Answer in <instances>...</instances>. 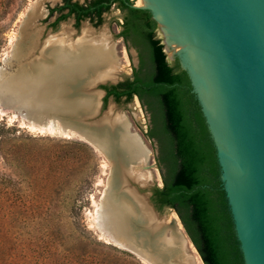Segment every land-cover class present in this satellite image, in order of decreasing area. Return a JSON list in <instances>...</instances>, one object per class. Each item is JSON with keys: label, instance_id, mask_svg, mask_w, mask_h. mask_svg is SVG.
Segmentation results:
<instances>
[{"label": "water", "instance_id": "1", "mask_svg": "<svg viewBox=\"0 0 264 264\" xmlns=\"http://www.w3.org/2000/svg\"><path fill=\"white\" fill-rule=\"evenodd\" d=\"M34 1L42 4L44 16L33 20V12L28 8L21 18L14 48L20 47L21 55L16 57L12 48L10 57L0 66L4 81L13 85L7 89L29 105L38 118L51 119L62 131L72 132L97 150L110 165L109 177L116 181L121 171L117 165L119 157L109 151V147H113V137L110 127L102 120L106 112L103 104L106 92L101 87L119 84L122 82H117L120 75L113 80L102 79L95 73L80 71L84 64L73 58L60 62L56 57L44 55L38 48L31 54L24 52L22 48L25 47L28 25L35 22L43 32L39 20L49 15L45 3L53 8L63 2ZM144 1L156 7H133L149 10L160 24L164 15L171 25H166L170 30L160 28L163 35H171L165 37L166 50H170L171 43L182 47L169 58L179 57L180 68L190 79L192 92L201 106L215 144L221 181L244 263L264 264V0ZM50 34L51 31L48 36ZM167 40L171 43L168 44ZM45 42L43 40L39 44ZM186 54L192 55L202 85L197 83L185 64ZM92 93L100 95L98 108L94 107ZM108 100L115 104L112 97ZM30 108L19 110L26 112ZM3 109L14 111L8 106ZM152 167L147 165L145 169ZM115 181L106 187L103 203L108 206L125 202L131 207L133 214L124 208L120 215L126 230L123 235L129 236L130 244L122 235L119 238L128 247L127 251L144 258L136 247L147 248L152 241L149 232L153 233L154 226L143 220L142 212L132 197L133 192L143 197L161 221L159 210L152 201V192H140L146 185L130 181L127 187L122 188L123 179L119 183ZM169 210L175 213L173 209ZM174 221L171 220L170 226L175 230Z\"/></svg>", "mask_w": 264, "mask_h": 264}, {"label": "rangeland", "instance_id": "2", "mask_svg": "<svg viewBox=\"0 0 264 264\" xmlns=\"http://www.w3.org/2000/svg\"><path fill=\"white\" fill-rule=\"evenodd\" d=\"M72 1L84 4L85 0ZM33 2L0 0V66L10 57L19 22ZM132 2L136 5V0ZM45 8L51 6L45 3ZM58 16L54 13L39 20L43 32L34 24V28L42 32L39 42L64 28L77 39L84 27H89L94 37L109 38L120 67L117 82L131 78L137 66L136 56L133 48L118 37L124 13L115 5L103 13L98 23L86 19L76 25L71 16L54 24ZM165 26L156 22L155 39L161 42L168 63L177 62L180 66L177 55L169 56L182 47L171 43L170 50H166L165 37L171 35L161 33L160 28L170 30ZM50 31L52 34L48 36ZM7 106L14 111L4 110ZM109 107L115 115L121 114L127 120L130 131L137 133L151 151L149 165L154 167L149 169L153 177L140 192L153 193L162 180L158 142L148 137L150 113L147 106L133 97L129 102L122 99L115 104L108 100L104 110ZM25 115L26 112L4 105L0 100V264H150L114 244L96 227L95 211L110 170L107 160L72 132H64L59 126L42 127L32 123L34 120H27ZM9 148L15 152L13 156H8ZM159 215L161 222L167 224H171L174 217V224L187 240L188 262L203 264L176 214L164 208ZM179 256V251H173L164 256L165 263L175 264Z\"/></svg>", "mask_w": 264, "mask_h": 264}, {"label": "trees", "instance_id": "3", "mask_svg": "<svg viewBox=\"0 0 264 264\" xmlns=\"http://www.w3.org/2000/svg\"><path fill=\"white\" fill-rule=\"evenodd\" d=\"M113 5L124 13L118 37L131 39L135 47H141L142 40L148 49L145 67L149 68L144 74L140 66L131 78L102 86L104 108L110 97L120 103L122 99L131 101L134 95L147 106L151 113L148 137L158 142L162 180V187L153 189L156 208L175 211L203 264H245L201 106L186 71L177 62L170 65L161 42L153 39L156 24L151 12L134 8L132 0H90L84 4L63 0L62 5L49 8V16L59 15L54 24L71 16L76 25L86 19L98 23ZM7 151L8 156L15 154L12 148Z\"/></svg>", "mask_w": 264, "mask_h": 264}, {"label": "bare ground", "instance_id": "4", "mask_svg": "<svg viewBox=\"0 0 264 264\" xmlns=\"http://www.w3.org/2000/svg\"><path fill=\"white\" fill-rule=\"evenodd\" d=\"M46 1L54 4L59 0ZM145 5L156 7V5H153L148 1L136 0V6L144 7ZM29 9L33 12V20L44 16L43 6L38 1L33 2L30 5ZM161 17L162 18H160V20L162 23L171 26L164 15ZM34 24L35 22H33V24L31 23V25H28L27 31L25 32V42L23 44L25 45V47L22 48L24 52L31 54L35 49L38 48L44 55L56 57L60 62L72 58L78 60L80 63L84 64V67L81 68L80 71L85 70L91 73H95L102 79L113 80L118 76L117 70L120 69V67L116 61L115 50L113 46L109 45V38L107 39L104 34V36H101L100 38L94 37L92 30H90L89 27H84L81 35L77 39H74L72 36V32L68 31V29L65 30L64 28V31H61L53 37H49L44 44H39L38 39L41 34V28H39L40 30H36L34 28ZM17 37L18 35L16 36V40ZM167 43L169 44L171 42L167 40ZM14 48L15 43L13 44V50ZM19 48L16 47V49L14 50L16 57L21 55L19 54ZM6 60L4 61V63L6 62ZM184 62L189 67L197 83L200 85L202 82L201 76L192 55L186 54L184 56ZM1 71L2 67H0V94L3 95H0V100L3 102V104L13 105L12 107L18 111H21L19 110L20 108H30L29 105L25 104L20 99V97L7 89L11 88V86L13 85L10 82L4 81L6 79L4 78V75H1ZM99 96V93L91 94V98L95 104H93L95 108H98ZM104 114L105 117H103L102 120L104 122V125L110 127L109 130L113 137V147H109V151L110 153H116L117 157H119L117 165L121 170L120 176L118 175L116 177V181L112 176H108L106 187H108V184L110 183L113 184L114 181H118V183L121 182V179H123V182L120 184L122 188L123 186L127 187L130 181L136 182L142 186L147 185V181L149 179H152L153 177V171H151L150 169H145V167L150 163L152 155L151 151L144 145L142 139L137 133H132L130 131L129 123L121 114L115 115L112 107H109V109L106 110ZM25 116L27 120H30V122L34 120L32 121V123H37L42 127H57L51 119L42 120V118H38L34 114V111L31 110V108L26 111ZM226 157L227 156L225 155V162H227ZM228 177L231 178L230 176ZM230 183L229 189L231 193H233V187ZM106 189L107 188H105L103 196L106 194ZM133 193L134 196L132 195V197L136 201L140 212H142L141 216L143 217V220L154 226L152 228L153 233L149 232V236H151L152 241L147 245V248L144 246L136 247L138 248L139 253L143 255L144 258L142 259L146 260L150 264H166L164 256L173 251H179L180 256L174 263L191 264L192 262H188V258L186 257L185 253L187 240L184 238L182 232L180 231V228L176 227L174 230L172 229L170 224L162 223L161 221H159L156 215L150 210L149 206L144 202L143 197L135 192ZM102 198L95 211V222L97 229L114 244L123 247L124 249H128L123 240L119 238L122 235L123 237H125L126 242L130 244L129 236L127 237L123 235L126 230L122 225L120 215L122 214L123 210H125L124 208H126L128 210L127 212L130 213L131 207L125 202H123L122 204H111L107 206L103 203ZM236 210L238 211L237 207ZM171 220H175L174 217H172ZM168 231H171V234L169 236L166 235V232ZM247 247L249 249L248 242Z\"/></svg>", "mask_w": 264, "mask_h": 264}, {"label": "flooded vegetation", "instance_id": "5", "mask_svg": "<svg viewBox=\"0 0 264 264\" xmlns=\"http://www.w3.org/2000/svg\"><path fill=\"white\" fill-rule=\"evenodd\" d=\"M151 20L152 21H154L155 22V24H156V21L153 19V17H152V14H151ZM123 23V19H122V21H121V24ZM156 32V29H155V31H154V33ZM119 38H121L123 41H124V43L126 44V45H130L132 48H133V50H134V52H135V55H136V60H137V66L136 67H134L133 68V72H134V70L135 69H138V68H140V66H142V73H144V74H146L147 73V68L145 67L147 64V60L149 59L148 57H149V54H148V49H147V46L145 45V44H143L142 43V40H141V38L139 37V36H134L133 38L135 39V40H137V41H140V45H141V47H135L134 45H133V43H132V40L131 39H128L127 41L123 38V37H119ZM153 39H155V36H154V38ZM133 74V73H132ZM132 77V76H131ZM128 79V78H127ZM126 80V79H125ZM124 80V81H125ZM134 98H136V100H138V97H137V95H134L133 96ZM139 101V100H138ZM150 113V112H149ZM150 119H151V113H150ZM153 194V193H152Z\"/></svg>", "mask_w": 264, "mask_h": 264}]
</instances>
